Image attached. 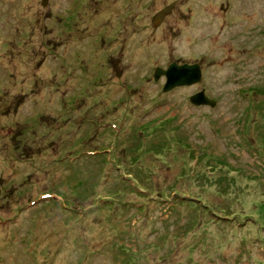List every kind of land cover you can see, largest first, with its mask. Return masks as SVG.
Masks as SVG:
<instances>
[{
    "label": "rangeland",
    "instance_id": "1",
    "mask_svg": "<svg viewBox=\"0 0 264 264\" xmlns=\"http://www.w3.org/2000/svg\"><path fill=\"white\" fill-rule=\"evenodd\" d=\"M0 264H264V0H0Z\"/></svg>",
    "mask_w": 264,
    "mask_h": 264
},
{
    "label": "water",
    "instance_id": "2",
    "mask_svg": "<svg viewBox=\"0 0 264 264\" xmlns=\"http://www.w3.org/2000/svg\"><path fill=\"white\" fill-rule=\"evenodd\" d=\"M48 0H42V5L44 6ZM173 5L162 9L157 13L152 19L151 24L154 27H158L164 17L170 13ZM163 76L165 78V84L162 88L164 93L171 91L177 87L191 86L199 82L201 77L200 67L197 64L194 65H182L177 66L172 64L167 67L166 70L158 69L155 72L154 80H157L159 77ZM191 104L195 106H210L213 107L215 101L208 99L204 92L201 91L195 95H192L189 98Z\"/></svg>",
    "mask_w": 264,
    "mask_h": 264
},
{
    "label": "trees",
    "instance_id": "3",
    "mask_svg": "<svg viewBox=\"0 0 264 264\" xmlns=\"http://www.w3.org/2000/svg\"><path fill=\"white\" fill-rule=\"evenodd\" d=\"M69 31V28L67 27L66 28V32H68ZM69 39V38H68ZM72 40V39H71ZM97 40L98 41H101L102 43H104V37H99V38H96L95 40H93V41H95L96 43H97ZM126 86V85H125ZM125 88V87H124ZM171 123H169L168 125H170Z\"/></svg>",
    "mask_w": 264,
    "mask_h": 264
}]
</instances>
